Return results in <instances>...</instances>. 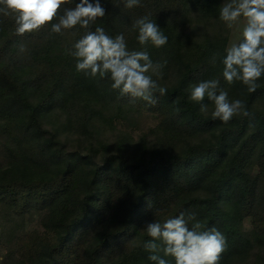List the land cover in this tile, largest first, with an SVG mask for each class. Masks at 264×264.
Listing matches in <instances>:
<instances>
[{"label":"trees","instance_id":"trees-1","mask_svg":"<svg viewBox=\"0 0 264 264\" xmlns=\"http://www.w3.org/2000/svg\"><path fill=\"white\" fill-rule=\"evenodd\" d=\"M100 2L106 15L89 29L59 34L51 24L79 0L22 36L15 15L0 13V208L41 218L38 229L16 238L3 264H153L145 224L182 212L194 214L200 230L214 226L225 236L219 264H264V74L255 92L223 77L229 27L220 9L231 0H140L132 8L126 0ZM144 16L168 37L164 46L138 42L135 25ZM189 20L196 25L187 32ZM97 27L112 38L122 33L129 51L167 61L159 73H146L167 90L154 91V106L121 95L110 74L76 70L70 52ZM210 79L251 115L222 122L207 96L201 112L191 86ZM134 114L157 124L136 141L100 135L101 126L116 128ZM247 219L250 237L241 228Z\"/></svg>","mask_w":264,"mask_h":264},{"label":"clouds","instance_id":"clouds-1","mask_svg":"<svg viewBox=\"0 0 264 264\" xmlns=\"http://www.w3.org/2000/svg\"><path fill=\"white\" fill-rule=\"evenodd\" d=\"M68 0H0V13L7 16L15 15L18 35L31 33L51 23L62 4ZM140 0H126L125 6H138ZM106 9L100 0H79L74 8L65 9L59 23L51 24L53 33H61L62 29H71L80 25L89 29L98 17H104ZM246 20L243 28V39L226 50L223 59V77L228 83L242 81L249 92H255L260 85L257 81L264 74V0H231L220 9V19L229 28L239 18ZM138 42L147 45L149 42L159 48L168 42V37L161 31L155 21L144 16L136 21ZM70 52L77 58L76 70L85 75L101 78L110 74L113 81L111 87L120 90L121 95L130 94L135 99H142L149 105L157 103L154 91L166 94L151 76L150 70L159 73L167 61L154 63L147 51L127 50L124 35L115 38L109 36L103 28L88 30L74 45ZM20 50L25 51L21 46ZM207 98L214 102L213 118L229 122L234 116L242 114L249 117L244 103L239 100L229 101L228 93L219 87L216 79L200 81L191 86L190 100L200 104V111L206 112L208 105L203 101ZM196 221L194 214L187 217L182 212L179 216L169 219L163 224L148 222L145 224L147 234L152 238L144 244L150 253L148 259L153 264H168L163 256H171L175 264H219L221 253L226 248L225 236L214 226L200 230L201 224L196 221L189 227V222Z\"/></svg>","mask_w":264,"mask_h":264},{"label":"rangeland","instance_id":"rangeland-1","mask_svg":"<svg viewBox=\"0 0 264 264\" xmlns=\"http://www.w3.org/2000/svg\"><path fill=\"white\" fill-rule=\"evenodd\" d=\"M246 20L241 17L233 23L231 28H228L229 42L227 48L233 44H238L242 41L243 28ZM196 25L192 20L187 22V32ZM199 32V31H197ZM56 121V120H55ZM58 123V121H56ZM116 128L101 126L100 135L104 140L115 142L119 137L130 136L132 139L139 140L144 133L152 129L156 124V119L150 114H134L128 122H116ZM67 134L64 135V139ZM6 140L2 132H0V153L6 151ZM41 218L37 212L25 216H17L14 211L6 212L0 208V264L10 260V252L14 249V241L16 238L26 231L38 229ZM245 237H250L252 230L251 220L247 219L241 226Z\"/></svg>","mask_w":264,"mask_h":264}]
</instances>
